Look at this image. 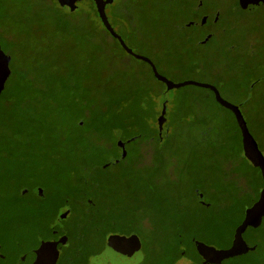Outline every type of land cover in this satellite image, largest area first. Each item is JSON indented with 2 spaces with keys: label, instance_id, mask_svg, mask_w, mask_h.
<instances>
[{
  "label": "rangeland",
  "instance_id": "374dc122",
  "mask_svg": "<svg viewBox=\"0 0 264 264\" xmlns=\"http://www.w3.org/2000/svg\"><path fill=\"white\" fill-rule=\"evenodd\" d=\"M236 2L113 0L105 12L128 48L155 62L161 75L174 83L192 81L214 87L230 103L243 98L246 88L256 84L250 103L241 113L264 156V80L258 81L264 79V6L248 12L235 8ZM61 4L60 0H0V39L10 44L7 50L11 48L15 64L29 68L33 63L40 75L56 72V76L77 78L88 97L98 96L102 102L117 90L141 86L138 80H123L124 70L148 75L145 65L134 58L126 56L123 66L103 55L93 60L96 65L90 69L85 43L91 30L80 20L79 25L74 21L88 14L99 27L93 4L91 0H77L75 16L63 15L69 7L62 5L66 7L63 10ZM181 5H186V11L180 10ZM126 7L131 9L132 18L126 19L122 13ZM111 46L110 54H121L114 42ZM165 61L172 63L167 66ZM114 73L118 77L112 76ZM150 82L158 91L166 92L161 83ZM56 84L59 87L58 79ZM167 96V116L161 115L159 120L162 116L165 120L158 123L162 129L167 126L166 144L134 142L127 149L123 166L96 169L91 179L97 185L87 192L93 200L91 213L84 214L73 202L75 211L63 219L62 209L45 207L29 193L24 204H35L42 214L39 220L29 224L0 216V255L6 264H26L55 248L56 242H61L56 241L55 232L61 229L71 239L60 252L71 254L68 264L86 260L94 264L110 234L135 236L131 239L141 244L142 264H184L179 262L181 258L195 262V252L182 255L176 247L175 223L184 224L185 229L179 230L184 250L190 246L189 238L215 248L227 247L232 239L229 258L219 264H264V248L254 251L251 234L247 236L250 227L264 226L257 192L262 181L257 167L243 159L242 136L233 115L212 101L204 87L175 88ZM161 98L164 103L165 96ZM162 147L166 155L159 158L156 148ZM191 188H212L211 198L218 203L226 200L225 211L202 212L204 216L198 218L212 220L211 233L199 225L195 229L189 226L199 216ZM13 194L0 195V207L5 205V197L13 202ZM259 235L264 237V233Z\"/></svg>",
  "mask_w": 264,
  "mask_h": 264
},
{
  "label": "trees",
  "instance_id": "16d2710c",
  "mask_svg": "<svg viewBox=\"0 0 264 264\" xmlns=\"http://www.w3.org/2000/svg\"><path fill=\"white\" fill-rule=\"evenodd\" d=\"M144 1L146 0H143V3ZM170 1L175 2V0ZM91 2L99 27L88 14L74 21L79 25L77 21L80 20L81 23L89 25L91 30L85 43L87 65L91 66V69L93 60L105 55L109 58L113 57L110 58L112 61L124 66L127 64L126 56L134 57L126 54L119 42L106 31L99 19L94 1ZM59 7L63 10L66 8ZM234 7L247 11L240 7L238 0ZM186 9V5H181L180 10L186 11ZM76 10L66 8L64 11L68 12L63 15L75 16ZM122 11L126 19L132 18L131 9L127 10L126 7ZM173 13L171 12V15ZM60 21L66 22L62 18ZM122 24L118 22L117 25ZM112 42L120 49V55L114 56L109 53ZM9 47L7 40L0 39V195L9 191H13L14 194L13 202L5 197V205L0 207V216L6 215L7 219H22L29 224L39 220L42 214L34 208L35 204L28 207L24 204V199L29 193H34L45 207H58L62 211L70 208L74 212L76 208L71 207L74 202L83 209L84 214L85 212L89 214L94 206L87 192L95 189L97 185L91 179L96 169L103 166H123L127 160V149L134 142L163 147L166 144L167 126L162 129L158 123L161 115L167 116L166 106H169V102L166 105L162 103L164 90L158 91L152 87L150 79L161 83L163 87L165 84L154 77L147 63L134 58L145 65L148 75H143L142 71L135 69L124 70L123 80H138L141 86L133 90H117L115 95L107 97L102 102L98 96L88 97L86 89L79 84L77 78H72L70 75L56 76L58 75L56 72L40 75V71L33 63L29 68L18 66L11 58V48L7 50ZM88 56L91 57V61ZM151 62L160 73L155 62L152 60ZM165 63L168 66L172 62L165 61ZM176 65L179 67L177 63ZM112 76L118 77L115 73ZM119 77H122V74ZM56 79L60 82L59 87ZM261 80L264 79H258ZM256 86L255 84L250 89L249 85L245 90V96L231 104H242L241 109L245 108L250 103ZM207 90L212 101L222 107L213 92L208 88ZM159 104L162 106L160 112ZM164 107L165 113H163ZM230 113L233 115L232 112ZM235 124L240 133L236 120ZM62 126L68 128L63 129ZM122 141L125 142L127 153L124 160L118 161L121 157ZM163 147L156 148V156L159 158L166 155ZM257 170L262 181L259 168ZM39 189L43 190L42 197L37 193ZM213 190L191 188L193 196L197 199L195 204L199 212V216L189 223L191 229L199 225L211 233L209 222L212 220L207 217L198 220L199 217L204 216L201 213L225 211L228 208L226 200H220L218 203L211 198V195L212 197L214 195ZM257 192L259 205L264 212L260 202V187ZM200 194L203 195V200H200ZM179 224L175 223V227H178L176 247L182 255H186L187 251H193L199 260H203L202 262L200 260V264H219L223 259L229 258L227 253L232 239L227 247L215 248L213 245L199 243L189 238L190 246L185 251L181 247L184 239L181 238L182 233H179V230L185 228L183 223ZM249 233L254 242L251 244L254 251L260 247L264 248V237L259 235L264 233V226L250 227L247 236ZM0 264H6L1 255Z\"/></svg>",
  "mask_w": 264,
  "mask_h": 264
},
{
  "label": "water",
  "instance_id": "95a60500",
  "mask_svg": "<svg viewBox=\"0 0 264 264\" xmlns=\"http://www.w3.org/2000/svg\"><path fill=\"white\" fill-rule=\"evenodd\" d=\"M113 0H94L95 2V8L97 11V14L99 16V19L102 23V25L104 26V28L106 29V31L112 36V38H114L115 40H117L120 44V46L122 47V49L125 51L126 54L136 58L137 60L143 61L145 63H147L153 72L154 77L162 82L163 84H165V90L166 92L164 93L165 96V102L164 104L166 105L168 102V96L167 93L170 92L171 90L175 89V88H180V87H184V86H189V85H193V86H198V87H204V88H208L210 89L217 102L225 109L229 110L230 112L233 113L236 123L238 124L241 136H242V152H243V156L245 157V159L250 163L255 165L257 168H259L260 170V174H261V187H260V202L262 207L264 208V156L262 155L261 151L258 148V145L256 143V141L254 140V138L251 136L250 132L248 131V129L246 128L245 125V121L243 118V115L241 113V106L242 104H231L227 101H225L221 95L219 94L218 90L214 87L208 86V85H204V84H199V83H195L192 81H185V82H181V83H174L170 80H168L166 77L162 76L157 69L155 68L154 64L151 62L150 59L144 57V56H140V55H136L130 48H128V46L125 44L124 40L115 32V30L113 29V27L111 26L105 9L107 7L108 4H111ZM60 2H62V5H67L71 10H73L75 7L74 2H77V0H60ZM238 3L240 5V7L244 10H247L249 12H252L255 8L260 7V6H264V0H238ZM255 84H251L250 89L253 88ZM166 112V109L164 107L163 109V113ZM164 117L162 116V119L160 120L161 124H163L164 122ZM126 148H125V142L122 141L121 144V157L118 161H122L125 159L126 157ZM39 196H43V190L39 189L37 191ZM121 239H125V238H121ZM135 240V239H133ZM136 242H138L137 240H135ZM58 249L56 248H50L48 251H46L45 253H43L42 255H39L37 257H35L34 259L28 261L26 264H56L57 259H58ZM184 264H192L190 262H184Z\"/></svg>",
  "mask_w": 264,
  "mask_h": 264
},
{
  "label": "flooded vegetation",
  "instance_id": "af4514ba",
  "mask_svg": "<svg viewBox=\"0 0 264 264\" xmlns=\"http://www.w3.org/2000/svg\"><path fill=\"white\" fill-rule=\"evenodd\" d=\"M199 198L200 200H203V195L200 194ZM71 212L72 210L70 208L67 209V211L64 210L63 219H65V215L70 216ZM55 234L57 235L55 236L56 241H58L59 239L61 240V242H56L58 244L55 248L58 249L59 251L56 264H59V262L61 261V258H62V264H68L67 261L68 262L71 261V258H72L71 254L68 252H64L65 254H62L60 252L62 250H65V248L69 245L68 243L69 240L71 243V239L68 238L69 234L64 232L63 229L57 230ZM130 235L131 234L124 235V236L120 234H110L105 240V246H104L103 251L100 253V255L96 253V255H98L99 258H97L98 260L94 264H142L144 256L141 251V244L139 242H136L135 240H132L131 237H135V236H130ZM112 237H117V238H112ZM120 237H125V238L130 237V238L121 239ZM111 238L112 240L109 242ZM49 249H47L46 251H48ZM91 259H94V258H91ZM181 259L182 260H180L179 262L186 261L192 264H200V260H201V259L199 260V258H196V261L194 262V260H190V259H185V258H181ZM87 261L88 260H86V263ZM202 261L203 260H201V262ZM86 263H80V264H86Z\"/></svg>",
  "mask_w": 264,
  "mask_h": 264
}]
</instances>
